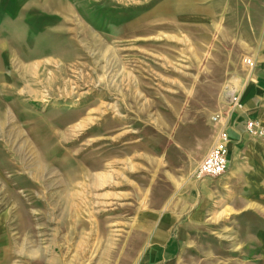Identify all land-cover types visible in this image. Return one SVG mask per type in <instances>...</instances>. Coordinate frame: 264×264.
I'll return each instance as SVG.
<instances>
[{
	"label": "rangeland",
	"instance_id": "374dc122",
	"mask_svg": "<svg viewBox=\"0 0 264 264\" xmlns=\"http://www.w3.org/2000/svg\"><path fill=\"white\" fill-rule=\"evenodd\" d=\"M252 2L0 0V264H139L248 68ZM258 121L259 179L208 178L176 264H264Z\"/></svg>",
	"mask_w": 264,
	"mask_h": 264
},
{
	"label": "crops",
	"instance_id": "0c3cea01",
	"mask_svg": "<svg viewBox=\"0 0 264 264\" xmlns=\"http://www.w3.org/2000/svg\"><path fill=\"white\" fill-rule=\"evenodd\" d=\"M248 19L252 21L253 28L249 55L245 56L248 68L237 86L243 108L234 110L226 119L231 138V175L237 177L252 171L251 179L258 180L260 168L254 161L244 163L242 154L249 139L247 122L253 119L264 123V0H253ZM213 188L214 181L211 179L193 177L174 192L157 211L158 221L152 228L139 264H176L187 233L188 220L200 216V206L205 198L213 196Z\"/></svg>",
	"mask_w": 264,
	"mask_h": 264
},
{
	"label": "built area",
	"instance_id": "2783aa9c",
	"mask_svg": "<svg viewBox=\"0 0 264 264\" xmlns=\"http://www.w3.org/2000/svg\"><path fill=\"white\" fill-rule=\"evenodd\" d=\"M227 108L224 112L216 113L212 117L214 128L213 144L206 156L197 165L194 175L199 179L217 178L225 174L229 169V144L231 138L229 135V124L227 116L236 109H242L241 96L237 88L227 91ZM260 122L258 120H249L247 122V132L257 134L259 132Z\"/></svg>",
	"mask_w": 264,
	"mask_h": 264
},
{
	"label": "bare ground",
	"instance_id": "6f19581e",
	"mask_svg": "<svg viewBox=\"0 0 264 264\" xmlns=\"http://www.w3.org/2000/svg\"><path fill=\"white\" fill-rule=\"evenodd\" d=\"M2 124V123H1ZM3 126V125H2ZM2 129V128H1ZM26 149V148H25ZM34 166L36 167V171L35 173L40 176L43 177L45 175V172H47V170L49 169V165L48 162L45 161V159L43 158L42 155L37 154L36 157V162L34 164Z\"/></svg>",
	"mask_w": 264,
	"mask_h": 264
}]
</instances>
